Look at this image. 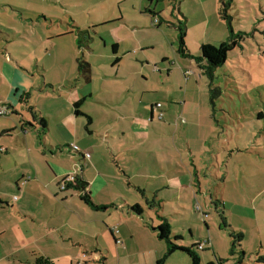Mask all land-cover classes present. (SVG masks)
<instances>
[{
    "label": "rangeland",
    "instance_id": "374dc122",
    "mask_svg": "<svg viewBox=\"0 0 264 264\" xmlns=\"http://www.w3.org/2000/svg\"><path fill=\"white\" fill-rule=\"evenodd\" d=\"M223 1L228 2L229 20L222 16ZM146 8L162 11L161 25L153 23L155 17L161 19L159 14L154 17ZM179 22L187 25L186 44L194 55L201 54L202 44L218 45L232 32L236 38L243 36V47L229 52L227 62L216 69L212 86L194 59L177 52ZM78 35L88 37L89 49L83 50L85 59L93 63L97 89L104 73L113 77L116 71L114 59L111 62L108 58L109 54L114 56L112 43L121 44L120 52L144 45L137 52L140 69H144L143 74L136 75L137 82L163 88L175 98L172 100H178L181 94L183 98L182 91L188 86L187 97L201 101L203 114H208V119L203 118L201 126L198 123L197 130L192 131L197 132L192 138L194 155L186 154L194 181L182 180L187 186L182 192L164 193L163 206L153 201L156 205L151 209L142 200L144 220L151 225L152 217V224L158 226L167 218L174 234L182 235L178 240L172 235V241L179 245L192 247L208 238V248L193 246L202 264H218L219 260L225 264H264L260 261L264 255V0H0V106L10 102L4 75L11 76L13 63L28 66L21 70L30 75L39 77L42 73L48 80H57L54 69L48 74L40 67L48 55L45 52H73L82 57L77 48ZM127 61L121 70L128 69ZM47 66L51 68L49 63ZM187 71H191L188 78ZM73 75L76 80L77 74ZM211 88L216 89L213 96ZM13 93L12 98L18 102L19 96ZM32 94L33 103L45 114H52L48 106L51 100L45 103L38 91ZM164 95L159 99L161 105L171 100ZM14 117L15 113L0 115V124H17ZM22 137L10 136L7 141L25 145ZM48 144H56L51 131ZM171 156V160L178 157L182 162L173 150ZM236 233L242 236L240 242L235 239ZM158 241L167 247V241ZM102 246L106 264H146L144 257L137 259L134 255L121 260L111 243ZM93 256L91 263L104 264L100 255ZM165 264H192V258L186 251L177 250Z\"/></svg>",
    "mask_w": 264,
    "mask_h": 264
},
{
    "label": "crops",
    "instance_id": "0c3cea01",
    "mask_svg": "<svg viewBox=\"0 0 264 264\" xmlns=\"http://www.w3.org/2000/svg\"><path fill=\"white\" fill-rule=\"evenodd\" d=\"M154 11L161 17V23L155 24L159 26L164 19L162 11ZM76 40L85 59L83 48L89 49V41L84 40L80 47L78 37ZM114 44L117 53L108 58L111 62L114 59L116 71L113 77L103 74L99 89L94 84L93 63L88 61L92 75L91 81H86L78 73L80 56L73 52H45L48 55L39 66L43 73L54 69L57 80L23 72L21 68L28 66L16 60L10 66L11 76L3 74L10 100L5 103L16 114L13 121L18 122L0 124V264H36L40 257L50 264H79L84 253L89 259L81 264H99L91 263L90 255L106 260L102 245L108 243L121 260L134 255L144 257L146 264L166 263L167 247L158 241L162 239L152 229V217L151 225L144 220L142 200L154 209L153 201H166L164 193L177 194L187 187L182 180L194 181L186 154L194 155L192 138L197 132L192 131L198 123L201 126L203 118L208 119V114H203L201 101L187 97L188 86L178 100H172L175 98L163 88L141 86L136 75L144 69H140L137 52L144 45L120 52L121 44L112 43V49ZM125 60L128 69L121 70ZM32 91H38L45 103L51 100L48 106L52 114H45L33 103ZM12 93L19 96L18 102ZM164 93L171 100L158 107ZM81 100V113H76L75 103ZM211 104L214 107L215 102ZM50 131L55 145L48 144ZM16 135L23 136L25 145L8 143L7 138ZM172 150L180 154L182 162L178 157L171 160ZM87 151L91 154L88 159L84 155ZM71 173L86 184L96 204L108 208H92L74 183L62 188V181ZM134 205L143 208L142 215L131 209ZM172 235H176L173 230ZM260 261L264 262V255Z\"/></svg>",
    "mask_w": 264,
    "mask_h": 264
},
{
    "label": "trees",
    "instance_id": "16d2710c",
    "mask_svg": "<svg viewBox=\"0 0 264 264\" xmlns=\"http://www.w3.org/2000/svg\"><path fill=\"white\" fill-rule=\"evenodd\" d=\"M150 1H153V0H150ZM226 4H228V2L223 1L221 12H222L223 18L226 20H229L230 17L227 15ZM146 10L150 12L153 16L156 15L155 11L152 8H147ZM159 23H161V19ZM228 23L231 27V21H228ZM176 28L178 31V36H177L178 53L184 57H190L194 59L199 64V66L203 69V72L207 76H209V78L211 79V86H212L213 78L215 76L216 69L218 67L223 66L227 62L229 52L232 51L237 46L243 47L242 42L240 41V39H243V36L241 35L238 38H236V35L234 34V32H232L226 40L222 41L218 45L211 44V43L202 44L200 48L201 54L194 55L188 50L187 44H186L187 25L184 22H179ZM77 37L79 40L80 47H83V43H84L83 41L85 40L87 42L88 37L87 39H85L86 38L85 36H81V35H78ZM113 52L115 54L117 53L116 44L113 45ZM118 60L119 58L117 57L115 61L117 62ZM78 73L81 78L85 79L86 81H91L92 67H91V64L87 60L84 59L83 56L78 58ZM213 91H216V89L215 88L210 89L211 96H213ZM211 99L214 102V98L211 97ZM81 102L82 100L75 103V107L77 108L76 113H81V111L79 110ZM87 118H88V123H90L91 117L87 115ZM42 122L43 124H45L44 118H42ZM74 186L76 187V189L82 192L81 198L87 204H89L92 208L102 209V210H105L108 208V205H98L92 200L89 192L86 191V184L81 179L77 178L76 181L74 182ZM131 209L138 215H142L143 213V208L140 205L131 206ZM163 219L164 220L161 221L158 226H152V229H154L157 232L158 237L160 239L167 241V251L165 254V258H168L169 256H171L177 250H183V251H186L192 258V264H202L201 257L196 252V250H194L193 246H197L199 250H204L208 247H205L202 249L199 248L200 241L198 243H195L192 247L179 245L173 242L171 239L172 226L167 218H163ZM174 238L178 240V239H182V236L179 234H176L174 235ZM235 239L237 242H240L242 240L241 234L236 233ZM102 260H103V263L106 264L105 258H102ZM220 262L225 263V261L219 260L218 264ZM36 264H50V261L48 259H45L44 257H40L37 259ZM159 264H162L161 261L159 262Z\"/></svg>",
    "mask_w": 264,
    "mask_h": 264
},
{
    "label": "built area",
    "instance_id": "2783aa9c",
    "mask_svg": "<svg viewBox=\"0 0 264 264\" xmlns=\"http://www.w3.org/2000/svg\"><path fill=\"white\" fill-rule=\"evenodd\" d=\"M159 19L157 18V17H155V19H154V23L155 24H158L159 23ZM189 73H191V71H189L188 72V74ZM157 106L158 107H160L161 106V104L159 103V104H157ZM10 113H12V110H11V108L10 107H8V106H6V105H4V106H0V115H6V114H10ZM160 118H163V113H160ZM84 155H85V157L88 159V158H90V152H84ZM76 176H75V174L74 173H71V174H69L63 181H62V183H61V186H62V188H65L67 185H68V183L70 184V183H74L75 181H76ZM118 242H121V240L119 239L118 240ZM209 244H210V240L208 239V238H205V239H203L202 241H200V245H199V248H205V247H209ZM89 259V256H88V254L87 253H84L83 254V256H82V258L80 259V261H79V264H81V263H83V261H86V260H88ZM219 264H225L224 262H220Z\"/></svg>",
    "mask_w": 264,
    "mask_h": 264
}]
</instances>
